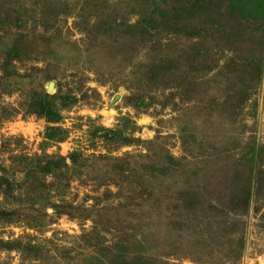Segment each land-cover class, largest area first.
Here are the masks:
<instances>
[{"label": "rangeland", "instance_id": "1", "mask_svg": "<svg viewBox=\"0 0 264 264\" xmlns=\"http://www.w3.org/2000/svg\"><path fill=\"white\" fill-rule=\"evenodd\" d=\"M0 264H264V0H0Z\"/></svg>", "mask_w": 264, "mask_h": 264}]
</instances>
